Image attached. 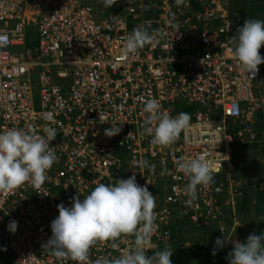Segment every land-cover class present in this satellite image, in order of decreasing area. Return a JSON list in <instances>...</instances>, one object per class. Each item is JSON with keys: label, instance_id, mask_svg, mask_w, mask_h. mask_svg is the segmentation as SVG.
Returning a JSON list of instances; mask_svg holds the SVG:
<instances>
[{"label": "built area", "instance_id": "built-area-1", "mask_svg": "<svg viewBox=\"0 0 264 264\" xmlns=\"http://www.w3.org/2000/svg\"><path fill=\"white\" fill-rule=\"evenodd\" d=\"M209 1V8L194 13L184 4L186 12L157 6L164 19L158 27L163 38L159 47L153 41L125 56L123 38L128 34L123 21L114 15L96 19L101 9L83 0H0V20H17L8 34L0 29V132L33 125L38 135H45L43 126L53 127L57 137L50 146L58 156L40 189L26 182L0 191V264H76L43 247L52 236L57 205L69 207L73 196L79 194L83 200L97 183L114 184L133 174L147 187L162 172L184 175L177 168L181 158L220 159L229 146L254 139L255 112L264 110V64L255 77L240 67L229 51L234 24L223 7L212 6L216 0ZM119 2L134 3L125 10L140 18L146 0ZM32 15L38 49L14 57L7 47L23 46L24 25ZM137 26L150 28L142 22ZM260 55L264 57V46ZM56 64L58 75L69 76L67 90L49 82V67ZM31 73L37 110L32 109ZM151 98L173 117L182 104L197 105L187 111L190 126L170 146L152 144V137L142 134L148 118L143 109ZM112 124L121 131L108 138L104 130ZM120 154L128 155L127 165ZM178 194L171 185L163 199L173 200ZM13 220L14 233L9 230ZM123 237L97 242L90 260L116 258L131 249L130 236Z\"/></svg>", "mask_w": 264, "mask_h": 264}, {"label": "clouds", "instance_id": "clouds-1", "mask_svg": "<svg viewBox=\"0 0 264 264\" xmlns=\"http://www.w3.org/2000/svg\"><path fill=\"white\" fill-rule=\"evenodd\" d=\"M119 1L95 0L92 4H87L94 10L101 9L99 15L95 17L98 20L114 15L123 21L124 31L128 34L123 38L122 51L125 56L137 54L138 50L147 47L153 41L159 47V42L163 38L159 37L158 27L163 25L164 19L158 14L157 6L185 11L182 7L184 4L189 12L194 13L205 7L209 8L208 2H210L209 0H146L140 18H132L134 13L129 14L125 8L131 7L134 3ZM216 1L211 2L212 6L223 7L229 22L234 24L227 10L229 0ZM30 11L31 8L28 7L23 13L28 16ZM31 19L24 25L23 46L9 45L7 50L10 55L18 58L26 57V50H31L33 53L38 49L36 22L33 15ZM16 21V18L1 19L0 29H4L8 34ZM140 22L143 25L148 24L150 28L136 27ZM27 27H33L36 34L37 45L33 50L25 48ZM229 43L231 45L229 51L240 67L255 77L259 72L258 66L264 64V57L260 55V49L264 46V20L245 19L243 25L236 29V34L230 37ZM58 67V64L50 66L47 75L51 85L64 91L67 90L70 79L68 75H58ZM28 77L31 83L32 109L37 110L35 74L31 73ZM33 90L36 91L35 95L32 93ZM196 106L182 104L178 109L180 113L173 117L166 110L161 111L162 106L155 98L147 100L143 111L148 114V118L142 126V134L151 136L152 144L172 145L190 126L191 116L187 111L195 110ZM260 118H264V110L261 108L255 112L257 125ZM42 130L45 135H38V130L33 125L0 132V191H11L26 182L40 189L45 183L47 171L58 161L54 148L50 146V142L57 137V131L48 125L43 126ZM120 131L121 127L112 124L111 128L104 130V135L111 138ZM260 135L261 138H257L255 134L251 141L229 146L223 150L220 159L210 160L205 155H198L190 160L181 158L177 168L185 176H177V174L169 176L157 169L162 175L157 176L154 180L155 184L148 187L139 185L135 174L127 179H117L114 184L97 183L83 200L78 194L71 198V206L66 207L63 203L57 205L59 215L51 222L52 236L43 246L44 249H49L51 254L58 258H69L76 264H172L171 257L176 247L162 248V244L166 245L168 241L172 242V239L174 242L175 236L171 238L169 231L172 233V229L180 227L181 234L186 232L189 234L188 239L181 241L178 247L193 244V239H196L194 235L199 231L210 239V226L213 224L215 229L223 222L224 212L228 211L232 219L227 222L228 226L235 221L239 223V231L242 233L238 237L241 242H235L234 246L231 244L224 246L230 239L224 237L228 233L227 225L224 223L223 234L221 233L223 239L217 238L212 255H216L217 250L228 252L232 249L226 257L229 264H264V232L260 234L255 232L263 229L255 230L251 234L248 232L246 235V231L241 230L243 226L254 223L252 216L256 218L257 215H249L250 219L235 215L234 199L239 189L246 185V178L242 183L237 182L229 186H226L223 179L226 175V167L231 166V154L235 148L245 146V143L253 145L255 141L264 144L261 143L264 141V126ZM120 156L127 165L128 155L120 154ZM257 158L262 159L263 156L257 155ZM122 167L125 168L123 165ZM163 179L169 181L166 190L162 187ZM171 185L179 194L173 200L163 199L171 191ZM209 185L210 191L204 189V186ZM216 187L221 189L219 193L214 192ZM230 190H234V193L229 194ZM16 228L17 222L10 221L9 230L14 233ZM205 229L209 232L206 233ZM123 236H130L133 245L131 249L116 258L105 256L94 261L90 260L91 248L97 242H117L124 238Z\"/></svg>", "mask_w": 264, "mask_h": 264}, {"label": "trees", "instance_id": "trees-1", "mask_svg": "<svg viewBox=\"0 0 264 264\" xmlns=\"http://www.w3.org/2000/svg\"><path fill=\"white\" fill-rule=\"evenodd\" d=\"M228 12L235 25L236 29L243 25L245 19H259L264 20V0H244V4L240 5L237 0H229ZM25 48L32 49L37 45L36 34L33 27H27L25 35ZM264 126V118H260L258 127L256 129L257 138H261V129ZM261 150L264 153V144L255 141L253 145H245L244 150ZM169 184L168 179H163L162 187L167 189ZM235 215L237 217L249 218V215L256 214L264 218V187L252 188L250 184H246L238 191V195L234 199ZM256 217V216H255ZM251 218V216H250ZM249 218V219H250ZM172 226H170L171 229ZM169 231L171 238L175 236L174 242L172 239L166 245L162 244V248L175 246L171 257L172 264H229L226 259L228 252L217 250L216 255H212L213 244L198 243L197 239H193V244L178 247L181 241L188 239V236L181 234L182 229L176 227ZM214 231V225L210 226V233ZM256 234L264 232V230L255 231Z\"/></svg>", "mask_w": 264, "mask_h": 264}, {"label": "rangeland", "instance_id": "rangeland-1", "mask_svg": "<svg viewBox=\"0 0 264 264\" xmlns=\"http://www.w3.org/2000/svg\"><path fill=\"white\" fill-rule=\"evenodd\" d=\"M95 0H83L84 3L92 4ZM228 2V1H227ZM237 2L240 5L244 4V0H237ZM34 95L36 93L35 90L32 92ZM37 106L35 105V109ZM261 143H264V141H261ZM249 151V152H248ZM232 162L231 166L226 167V175L224 176V181L226 182V186L235 185V183L240 182L242 183L244 181V178H246V184H250L252 188L255 187H261V185H264V153L262 154L258 150H244V146H241L239 148H235L234 152H232ZM258 156H263V158H257ZM233 179V180H232ZM223 222H221L212 233H210V239L207 236H204V234L199 231L196 232L194 235L197 239L198 243H212L215 246V241L217 238L223 239V227L224 223H226V228L228 229V233L224 236L225 238H230L224 246H228L231 244V246H234L235 242H241V239L239 237L241 236V231H239V223L237 221L232 222L230 226H228L229 221H232V219L229 216L228 211H225L222 215ZM254 223H249L246 226H243L241 230L246 231L245 235L250 232L253 233L255 230L263 229L264 230V218L262 216H258L254 218L252 216ZM206 233L209 232L208 229H205ZM222 233V234H221ZM187 236L189 235L187 232L185 233ZM230 235V236H229ZM239 235V237H238ZM238 237V238H237Z\"/></svg>", "mask_w": 264, "mask_h": 264}, {"label": "flooded vegetation", "instance_id": "flooded-vegetation-1", "mask_svg": "<svg viewBox=\"0 0 264 264\" xmlns=\"http://www.w3.org/2000/svg\"><path fill=\"white\" fill-rule=\"evenodd\" d=\"M257 127H258V125L255 123V125H254V127H251V131H252V133H253V136H255V134H256V129H257ZM252 143H250L249 145H251ZM245 145H246V143H245Z\"/></svg>", "mask_w": 264, "mask_h": 264}, {"label": "bare ground", "instance_id": "bare-ground-1", "mask_svg": "<svg viewBox=\"0 0 264 264\" xmlns=\"http://www.w3.org/2000/svg\"><path fill=\"white\" fill-rule=\"evenodd\" d=\"M25 15H26V13H25ZM204 189L210 191V185L209 186H204Z\"/></svg>", "mask_w": 264, "mask_h": 264}]
</instances>
